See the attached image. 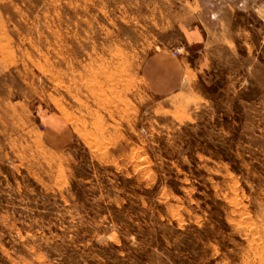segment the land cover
Wrapping results in <instances>:
<instances>
[{"label": "rangeland", "instance_id": "obj_1", "mask_svg": "<svg viewBox=\"0 0 264 264\" xmlns=\"http://www.w3.org/2000/svg\"><path fill=\"white\" fill-rule=\"evenodd\" d=\"M0 264H264V0H0Z\"/></svg>", "mask_w": 264, "mask_h": 264}, {"label": "crops", "instance_id": "obj_2", "mask_svg": "<svg viewBox=\"0 0 264 264\" xmlns=\"http://www.w3.org/2000/svg\"><path fill=\"white\" fill-rule=\"evenodd\" d=\"M186 27L185 38L189 47H194L201 40L202 23L198 15L182 25ZM173 49H162L149 55L141 68V81L145 90L159 97L175 94L191 71L187 56L173 55ZM47 147L60 151L72 143L73 134L67 126L46 127L41 133Z\"/></svg>", "mask_w": 264, "mask_h": 264}, {"label": "built area", "instance_id": "obj_3", "mask_svg": "<svg viewBox=\"0 0 264 264\" xmlns=\"http://www.w3.org/2000/svg\"><path fill=\"white\" fill-rule=\"evenodd\" d=\"M179 54H180L179 51H175V52L173 53V55H175V56H178Z\"/></svg>", "mask_w": 264, "mask_h": 264}]
</instances>
